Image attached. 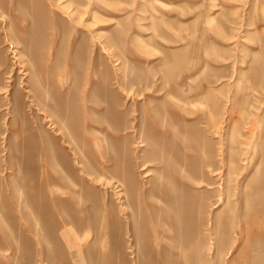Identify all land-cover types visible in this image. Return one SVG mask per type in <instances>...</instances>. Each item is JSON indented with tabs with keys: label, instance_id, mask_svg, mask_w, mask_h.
Here are the masks:
<instances>
[{
	"label": "rangeland",
	"instance_id": "374dc122",
	"mask_svg": "<svg viewBox=\"0 0 264 264\" xmlns=\"http://www.w3.org/2000/svg\"><path fill=\"white\" fill-rule=\"evenodd\" d=\"M183 263L264 264V0H0V264Z\"/></svg>",
	"mask_w": 264,
	"mask_h": 264
},
{
	"label": "bare ground",
	"instance_id": "6f19581e",
	"mask_svg": "<svg viewBox=\"0 0 264 264\" xmlns=\"http://www.w3.org/2000/svg\"><path fill=\"white\" fill-rule=\"evenodd\" d=\"M66 78V77H65ZM66 80V79H65ZM66 83V82H65ZM65 86V85H64ZM3 90V89H2ZM128 93V92H127ZM143 143V142H142ZM141 142L138 144V146H142ZM148 165L146 162H144L143 164H141L140 166V170H142V176H148L150 175V172L148 170ZM63 171V170H62ZM98 181L99 182H104V183H110L109 181H107L105 178H103L102 176H99L98 178ZM97 181V182H98ZM73 184V182H72ZM54 195L56 196L57 199H61L63 196H71L72 195V189L70 188V182L67 181V185L62 181L61 178H59L56 183L54 184ZM124 196V199L126 197V192L123 194ZM122 196V197H123ZM227 199V198H226ZM225 199V200H226ZM53 201H54V198H53ZM60 202V201H59ZM151 202V201H150ZM61 203V202H60ZM60 207H62L61 205H59ZM122 207V206H121ZM162 208V207H161ZM125 211V210H124ZM57 215V214H56ZM59 215V214H58ZM67 217H64L62 215H59L57 217V224L58 226L60 227V235L61 237L65 238V241L67 243V245H69L71 247L72 244H76L78 242H76L75 240H78V239H81L79 238V234H77V230L72 226V222L70 221L69 222V219H68V222L69 223H66L67 222ZM127 223V222H126ZM132 223V222H131ZM65 226V227H64ZM64 227V228H63ZM87 230V229H86ZM92 232V231H91ZM156 232V231H155ZM163 233L160 231V235H162ZM164 236V235H163ZM166 236V235H165ZM88 237V236H86ZM158 241V240H157ZM78 246V245H76ZM104 247V246H103ZM107 250V249H106ZM184 264V263H183Z\"/></svg>",
	"mask_w": 264,
	"mask_h": 264
}]
</instances>
